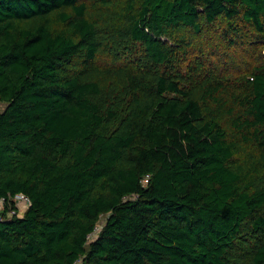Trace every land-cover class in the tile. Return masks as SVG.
Returning a JSON list of instances; mask_svg holds the SVG:
<instances>
[{"label":"trees","instance_id":"16d2710c","mask_svg":"<svg viewBox=\"0 0 264 264\" xmlns=\"http://www.w3.org/2000/svg\"><path fill=\"white\" fill-rule=\"evenodd\" d=\"M203 23L264 48V0H0V264H264V59Z\"/></svg>","mask_w":264,"mask_h":264},{"label":"rangeland","instance_id":"374dc122","mask_svg":"<svg viewBox=\"0 0 264 264\" xmlns=\"http://www.w3.org/2000/svg\"><path fill=\"white\" fill-rule=\"evenodd\" d=\"M215 27V26H213ZM208 28L202 24L201 31L195 36V49L193 52H205L207 62L214 68L226 72L246 71L264 59V48L259 45L258 39H252V34L240 36V44L229 46L218 34L215 28ZM219 27V26H217ZM105 215H99L94 231L89 234L88 240L94 238L103 222Z\"/></svg>","mask_w":264,"mask_h":264},{"label":"built area","instance_id":"2783aa9c","mask_svg":"<svg viewBox=\"0 0 264 264\" xmlns=\"http://www.w3.org/2000/svg\"><path fill=\"white\" fill-rule=\"evenodd\" d=\"M146 179H144L145 181ZM29 205V197L22 192L5 193L0 196V220L20 217Z\"/></svg>","mask_w":264,"mask_h":264}]
</instances>
